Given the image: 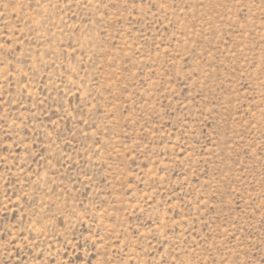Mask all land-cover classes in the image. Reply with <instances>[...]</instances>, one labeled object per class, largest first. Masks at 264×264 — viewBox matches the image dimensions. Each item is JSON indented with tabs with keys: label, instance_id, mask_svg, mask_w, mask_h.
I'll use <instances>...</instances> for the list:
<instances>
[{
	"label": "rangeland",
	"instance_id": "obj_1",
	"mask_svg": "<svg viewBox=\"0 0 264 264\" xmlns=\"http://www.w3.org/2000/svg\"><path fill=\"white\" fill-rule=\"evenodd\" d=\"M0 264H264V0H0Z\"/></svg>",
	"mask_w": 264,
	"mask_h": 264
}]
</instances>
